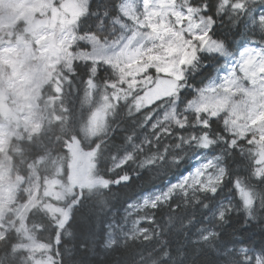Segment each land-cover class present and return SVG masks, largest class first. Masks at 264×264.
Segmentation results:
<instances>
[{"label":"snow or ice","instance_id":"1","mask_svg":"<svg viewBox=\"0 0 264 264\" xmlns=\"http://www.w3.org/2000/svg\"><path fill=\"white\" fill-rule=\"evenodd\" d=\"M0 264H264V0H0Z\"/></svg>","mask_w":264,"mask_h":264},{"label":"trees","instance_id":"2","mask_svg":"<svg viewBox=\"0 0 264 264\" xmlns=\"http://www.w3.org/2000/svg\"><path fill=\"white\" fill-rule=\"evenodd\" d=\"M157 183H159V182L157 181ZM121 211H123V209H121Z\"/></svg>","mask_w":264,"mask_h":264}]
</instances>
